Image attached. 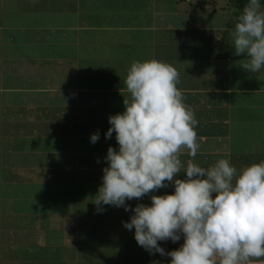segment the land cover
I'll list each match as a JSON object with an SVG mask.
<instances>
[{
  "label": "crops",
  "instance_id": "crops-1",
  "mask_svg": "<svg viewBox=\"0 0 264 264\" xmlns=\"http://www.w3.org/2000/svg\"><path fill=\"white\" fill-rule=\"evenodd\" d=\"M25 1L26 15L15 4L8 24H0V173L8 170L0 189L9 190L0 198L17 191L29 197L19 207V197L4 201L8 215L28 222L17 230L21 238L3 239V250L9 255L12 247L17 258L15 243L26 246L35 262L19 264H140L143 256L144 264H169L170 256L138 245L124 222L138 204L150 206L152 195L173 193V183L126 200L128 211L93 202L107 150L119 148L115 132L105 133L109 116L125 110L128 69L153 58L172 64L198 120L193 162L207 168L227 158L239 173L264 161V67L243 70L247 57L234 52V28L207 21L205 9L232 13L218 0L209 1L213 7L193 5L206 0ZM180 159L186 166V149ZM178 178H186L183 169ZM183 242L181 234L158 244L167 253Z\"/></svg>",
  "mask_w": 264,
  "mask_h": 264
},
{
  "label": "clouds",
  "instance_id": "clouds-1",
  "mask_svg": "<svg viewBox=\"0 0 264 264\" xmlns=\"http://www.w3.org/2000/svg\"><path fill=\"white\" fill-rule=\"evenodd\" d=\"M260 0H249L230 35L241 68L252 73L264 67V12ZM178 70L170 63L133 61L124 86L125 110L109 116L118 151L109 146L103 183L94 203L123 206L126 200L174 184V192L152 195L151 205L138 204L124 227L135 229L138 245L171 257L169 264H253L264 261V161L239 173L227 158L205 168L193 162L198 142L194 110L177 85ZM99 132L90 137L92 143ZM187 150L186 166L180 156ZM186 173V178L178 174ZM167 182V183H166ZM213 193L215 195L213 196ZM184 242L165 253L158 241Z\"/></svg>",
  "mask_w": 264,
  "mask_h": 264
},
{
  "label": "rangeland",
  "instance_id": "rangeland-1",
  "mask_svg": "<svg viewBox=\"0 0 264 264\" xmlns=\"http://www.w3.org/2000/svg\"><path fill=\"white\" fill-rule=\"evenodd\" d=\"M209 1L210 0H206V2L199 1L200 5H198L197 2L196 3L193 2V5H194V7L195 6H202V5H207V7H213V2H209ZM25 3H26L25 0H17L16 2L13 1V0H0V24L3 25V26H6L8 24V18H10L9 15H11V12L15 9L14 8L15 4H20L19 12H22V13H20V15H22V16L26 15L27 12H23V11H25L24 10L25 9V6H24ZM217 3H218V8H220L219 6H221L223 9L224 8L225 9H228V8L230 9L229 0H218ZM202 10L203 9H201L200 11H202ZM205 10L208 12L207 15H206V19H207V21H209V23H211V22L219 23L221 21L222 24L223 23H229V25L234 28L235 22L237 20V15H238V11L236 9H232V13H230L229 16L227 15V13H225V12L219 10V9L216 10V13H211L212 12V11H210L211 9H209V10L205 9ZM260 10L262 12H264V3L261 4V9ZM9 11H11V12L8 14ZM7 171L8 170L6 169L4 174L0 173V181H2L3 179L8 178L5 175ZM1 185H4V184H0V186ZM29 187L30 186H28L27 188H29ZM0 192H2V193H0V197H2L3 195L6 196V193H8L9 190L8 189L4 190V188L1 187ZM23 193L24 192L17 191L16 195L13 196L11 200H2L0 198V257L4 254L5 255L4 258H6V260L5 259H1L0 260V264H19L20 261L28 262V263L35 262L34 261V257L35 256H32L31 254L27 255V254H29V252H25L26 246H24L22 243L21 244L20 243H18V244L15 243V245H17V247H16V249L15 248L14 249L16 251H18V254H16L17 258L15 257V255H13L14 253H11V252H13L12 247L9 249V251H10L9 255H8V250H6V251H5V249L3 250V248L5 247V243H4L3 239L11 238L13 236H14L13 239H16V236L21 238L22 235L20 233H18L17 230H19L20 228L21 229L24 228L26 226L27 222H28L26 218H20L19 217V218L13 219L12 215H10V214L8 215V213H12V212H9L10 211L9 210V205L6 202H8V203L12 202V201L17 202V197H19V198H21V200L19 201V203H17V205H18V207L21 206L22 205L21 201H24L25 199L29 200V197L27 196V192H25L24 195H23ZM1 194H3V195L1 196ZM4 201H6V202L4 203ZM25 203H27V202H25ZM26 205L29 206V203H27ZM25 210L26 211L24 213H26V212L28 213V211H32L31 209H25ZM37 226L38 225H36V227ZM14 228H15V231H17V232H14ZM23 238L27 239L29 237L25 236V234H23ZM40 239L44 240L45 236L44 235H40ZM10 246H11V244H10ZM11 255H13V256H11ZM12 257H14V259ZM26 257L28 258V260H26ZM91 259L93 260V258H91ZM142 259H146V258L143 256ZM141 260L138 259V261L141 262L140 264H144L145 260H142V261ZM81 262L83 263L82 260H81ZM95 264H98V263L95 262ZM131 264H134V263H131Z\"/></svg>",
  "mask_w": 264,
  "mask_h": 264
},
{
  "label": "trees",
  "instance_id": "trees-1",
  "mask_svg": "<svg viewBox=\"0 0 264 264\" xmlns=\"http://www.w3.org/2000/svg\"><path fill=\"white\" fill-rule=\"evenodd\" d=\"M229 2H230L229 3L230 9H236L238 12L242 14L244 7L248 4L249 0H229ZM260 3L263 4L264 0H260Z\"/></svg>",
  "mask_w": 264,
  "mask_h": 264
},
{
  "label": "built area",
  "instance_id": "built-area-1",
  "mask_svg": "<svg viewBox=\"0 0 264 264\" xmlns=\"http://www.w3.org/2000/svg\"><path fill=\"white\" fill-rule=\"evenodd\" d=\"M69 97H70L71 99H75V98H77V93L74 92V91H71V92L69 93Z\"/></svg>",
  "mask_w": 264,
  "mask_h": 264
}]
</instances>
